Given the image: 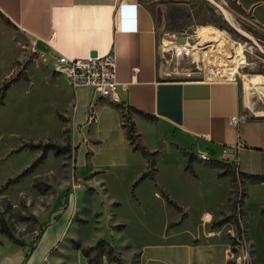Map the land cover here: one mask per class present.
Wrapping results in <instances>:
<instances>
[{"label":"rangeland","instance_id":"rangeland-1","mask_svg":"<svg viewBox=\"0 0 264 264\" xmlns=\"http://www.w3.org/2000/svg\"><path fill=\"white\" fill-rule=\"evenodd\" d=\"M141 1L159 17L168 77L201 78L206 50L223 58H206L212 69L228 67L223 64L241 53L244 62L234 74L247 106L243 112L264 114V88L243 81L264 75V26L234 0ZM172 27L188 40L184 57L169 49L173 38L165 32L173 33ZM45 56L0 12V264H156L148 261L151 247L198 238L194 255L204 248L210 224H220L234 248L228 264H264V186H248L244 198L249 178L231 163L205 153L209 158L202 159L173 141L146 149L144 159L132 153L124 163L118 137L97 135L88 124L74 127L73 110L82 118L85 109ZM120 112L131 126L136 113L127 106ZM135 143L145 148L138 137ZM214 162L229 183L217 179ZM205 213L215 217L210 224Z\"/></svg>","mask_w":264,"mask_h":264},{"label":"crops","instance_id":"crops-1","mask_svg":"<svg viewBox=\"0 0 264 264\" xmlns=\"http://www.w3.org/2000/svg\"><path fill=\"white\" fill-rule=\"evenodd\" d=\"M234 1L257 26H264V0ZM0 12L34 39L51 62L56 54L84 58L92 51L99 55L114 53L119 101L98 97L93 101L94 114L89 119L92 92L88 87H80L81 92L73 90V100L84 107L85 116L78 118L73 110L71 118L77 130L88 124L89 131L97 135L104 132L118 137L115 147L123 154L124 163H130L132 153L142 155L128 141L120 106L136 113L131 119L140 143L148 151L160 149L161 140L173 141L180 147L231 163L236 173L264 174V114L252 109V116L245 117L243 110L247 106L242 86L236 80L168 77L170 67L158 27L161 23L153 7L141 0H0ZM171 31L176 35V29ZM169 34L165 32L172 38ZM135 110L149 114L151 119ZM235 116L244 118L232 124ZM214 172L217 179L229 183L227 174L218 176L216 167ZM256 184L264 186V181L246 183V198L250 194L247 187ZM161 196L168 204L167 198L176 203L164 191ZM260 204L262 208L264 200ZM180 212L186 215L183 209ZM214 218L205 213V224ZM206 234L204 248L194 255L191 250L199 247L201 239L195 238L188 244L153 246L148 261L228 264L231 248L225 230L220 224H210ZM199 259L209 261L200 263Z\"/></svg>","mask_w":264,"mask_h":264},{"label":"built area","instance_id":"built-area-1","mask_svg":"<svg viewBox=\"0 0 264 264\" xmlns=\"http://www.w3.org/2000/svg\"><path fill=\"white\" fill-rule=\"evenodd\" d=\"M185 44L176 43L174 40L170 41L169 49L172 51L175 57L185 56V51H182V47L189 45L188 40L185 37ZM165 42H163L164 44ZM167 44V45H168ZM202 66V62L198 61ZM203 75L200 79L203 80H232L235 81V76L229 78L227 76H221V78H209L205 76L203 66L201 67ZM51 71L56 76H62L69 84V86L75 90L78 87H88L92 92V99L88 106V118L94 114L93 101L99 98H107L111 102H118L117 87L120 83L116 79V57L113 52H107L105 54H96L95 56H87L84 58L68 57L63 54H56L53 57ZM125 86V84H121ZM242 116H235L231 119L232 124H237L243 120ZM199 157L202 159H208L209 157L203 152H198Z\"/></svg>","mask_w":264,"mask_h":264},{"label":"bare ground","instance_id":"bare-ground-1","mask_svg":"<svg viewBox=\"0 0 264 264\" xmlns=\"http://www.w3.org/2000/svg\"><path fill=\"white\" fill-rule=\"evenodd\" d=\"M225 15L227 16L229 21L231 23H233V20L227 11H225ZM206 40H208V38ZM227 48H229V45H227ZM212 50H206V51H204V54H203V56L205 58L204 59L205 71H206L205 76L209 77V78H221V76H227V77L231 78V77L235 76L234 73L236 72V67H238L239 65H242V63L244 62V59L242 58L243 55L241 56V53H240V55L236 54V56L234 58H231L228 63L223 64V65H228V67H225L223 69H219V68L212 69L208 66L209 63H208L207 59L211 58V60H212L215 58H217V59L221 58V56L218 55L219 53H216L215 51H212ZM222 59L223 58H221L220 60L222 61ZM243 81L249 87L251 85V86L257 87V88H259V87L264 88V75L259 74L255 78L243 77Z\"/></svg>","mask_w":264,"mask_h":264},{"label":"trees","instance_id":"trees-1","mask_svg":"<svg viewBox=\"0 0 264 264\" xmlns=\"http://www.w3.org/2000/svg\"><path fill=\"white\" fill-rule=\"evenodd\" d=\"M169 27H170V25H168V28H169ZM172 29H174V27H172ZM9 83H10V81H9V82H6V86L9 85ZM135 111H136L138 114L143 115L144 117H146V118H148V119H151V116H149V114L144 113V112H142V111H140V110H135ZM123 116H124V115L122 114V118H123ZM122 125H123V127H125V129H126L127 138H128V141H129V143H130L132 149H133V150H138L142 156L147 155L148 152H147L146 148H144V147H140V146H138V145L135 143V139H136V137H139V134H138V133L136 132V130H135L134 122H132L131 126H128V125L126 124V122L123 121V122H122ZM217 161H219V160H217ZM219 163H220V161H219ZM219 163L216 164V162H214V163H212L211 165L214 166V167H218V166H219ZM215 164H216V165H215ZM238 174H240V175H244V176L248 177V178H249V182H262V181H264V174H262V175H261V174H247V173H245V172H239ZM143 178H144V174L142 173V174L140 175V177H139V180H140V179H143ZM245 196H246V194L244 195V198H245ZM165 197H167V196L165 195ZM167 201H168L170 204H172V205H173L176 209H178L179 211L182 210L181 207H179L176 203L172 202V201L169 200L168 198H167ZM238 202H239V201H238ZM9 235H10V234H9ZM237 243H238V242H233L232 245L237 244ZM231 250L234 251V248H231ZM83 252H84V254L86 253L85 250H83ZM94 264H100V263H98V262H94Z\"/></svg>","mask_w":264,"mask_h":264},{"label":"water","instance_id":"water-1","mask_svg":"<svg viewBox=\"0 0 264 264\" xmlns=\"http://www.w3.org/2000/svg\"><path fill=\"white\" fill-rule=\"evenodd\" d=\"M169 35L173 38V40H174L176 43H179V44H185V42H186L185 37L182 36V35H178V36H176V35H174V34H172V33H170ZM95 55H96V52H95V51H92V52L90 53V56H95Z\"/></svg>","mask_w":264,"mask_h":264}]
</instances>
